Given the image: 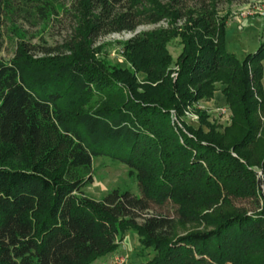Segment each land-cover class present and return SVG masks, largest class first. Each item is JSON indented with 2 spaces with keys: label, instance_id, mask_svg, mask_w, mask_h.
<instances>
[{
  "label": "trees",
  "instance_id": "obj_1",
  "mask_svg": "<svg viewBox=\"0 0 264 264\" xmlns=\"http://www.w3.org/2000/svg\"><path fill=\"white\" fill-rule=\"evenodd\" d=\"M20 1L0 0V48ZM24 2L43 17L55 9ZM75 3L70 40L38 50L20 39L0 57V264H94L128 232L154 252L141 264H264V41L243 59L228 51L216 0ZM160 21L122 42L129 66L96 45ZM217 84L231 111L224 126L197 106ZM99 156L127 165L139 195H86ZM166 205L172 217L149 214ZM187 225L202 228L176 233Z\"/></svg>",
  "mask_w": 264,
  "mask_h": 264
},
{
  "label": "rangeland",
  "instance_id": "obj_2",
  "mask_svg": "<svg viewBox=\"0 0 264 264\" xmlns=\"http://www.w3.org/2000/svg\"><path fill=\"white\" fill-rule=\"evenodd\" d=\"M54 10L47 11L43 17L38 11L26 5L24 0L20 1V9L11 18L4 19L2 26V45L0 57L9 60L14 56L16 42L23 39L34 45L36 49L56 47L70 40L76 26V3L75 0H51ZM168 2L170 0H161ZM183 3L192 6L208 0H181ZM219 15L228 14L226 22V48L233 52L239 59H243L248 52L254 51L259 42L264 41V0H216ZM183 21H179L181 24ZM160 26L166 27V21L158 23H144L136 27L134 31H122L102 34L98 37L96 45L102 47V54L112 63L121 66H129L123 54L122 42L137 33L150 31ZM168 50L173 58H176L181 51L182 45L179 39L175 38L168 43ZM143 74H138L139 78ZM176 73L173 72L172 76ZM264 85V80H262ZM214 92L212 98L199 101L197 106L206 110L209 120L221 126L230 123L231 111L225 103V97L221 92V85ZM186 122L197 127V115L188 111L185 117ZM92 181L83 188V192L94 199H99L112 189H128L133 194L139 195L136 180L128 175V167L124 163L113 161L105 156L94 157L92 160ZM237 208L249 209L251 204L247 200H233ZM149 214L164 215L172 217L173 208L169 205L164 207L154 206ZM140 223L142 219L138 218ZM202 227L187 225L177 228L178 235L199 230ZM121 255L125 257V264H141L150 260L154 252L150 249H143L138 237L132 232L125 234L117 251L110 256ZM99 259L94 264H112L111 257Z\"/></svg>",
  "mask_w": 264,
  "mask_h": 264
},
{
  "label": "built area",
  "instance_id": "obj_3",
  "mask_svg": "<svg viewBox=\"0 0 264 264\" xmlns=\"http://www.w3.org/2000/svg\"><path fill=\"white\" fill-rule=\"evenodd\" d=\"M112 264H125V257L121 255H113Z\"/></svg>",
  "mask_w": 264,
  "mask_h": 264
},
{
  "label": "crops",
  "instance_id": "obj_4",
  "mask_svg": "<svg viewBox=\"0 0 264 264\" xmlns=\"http://www.w3.org/2000/svg\"><path fill=\"white\" fill-rule=\"evenodd\" d=\"M226 38H227V35H226ZM263 66H264V61H263ZM262 80H264V76H263V79ZM111 258L110 259H112V256H110Z\"/></svg>",
  "mask_w": 264,
  "mask_h": 264
}]
</instances>
